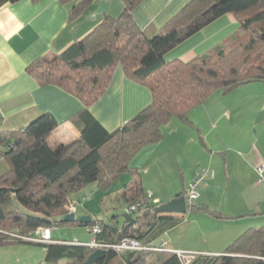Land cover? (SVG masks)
<instances>
[{
    "label": "trees",
    "instance_id": "trees-1",
    "mask_svg": "<svg viewBox=\"0 0 264 264\" xmlns=\"http://www.w3.org/2000/svg\"><path fill=\"white\" fill-rule=\"evenodd\" d=\"M18 1L0 0V8ZM59 1L69 5L70 16L76 18L94 0ZM121 1L119 16H104L83 39L60 54L36 59L26 68L27 75L40 85L57 87L80 101L83 109L77 119L81 130L76 140L52 148L48 137L58 123L50 114H42L21 131L0 135L8 165L0 179V247L38 245L45 249V264H83L95 249L21 239L41 228L58 229L69 224L86 229L98 225L96 241L101 245L130 238L143 246L157 247L151 245L153 232L159 220L170 214L138 215L160 203L147 204L134 213L136 222L130 226L96 219L85 224L64 223L61 219L67 214L70 196L90 184L107 191L121 175L132 174L133 158L163 139L165 124L172 118L190 123L189 112L215 92L226 94L246 84L264 82V55L258 58L264 51V0H191L151 36L132 16L143 0ZM225 15L234 16L240 23L233 39L203 57L186 62L165 60L167 53ZM118 67L127 80L149 91L151 101L132 119L108 132L88 108L104 94ZM133 176L132 182L116 193L123 212L129 205L148 201L140 174ZM101 250L106 254L95 264H184L183 256L169 251ZM209 264H264V226L245 230Z\"/></svg>",
    "mask_w": 264,
    "mask_h": 264
},
{
    "label": "crops",
    "instance_id": "crops-1",
    "mask_svg": "<svg viewBox=\"0 0 264 264\" xmlns=\"http://www.w3.org/2000/svg\"><path fill=\"white\" fill-rule=\"evenodd\" d=\"M190 1L143 0L133 10L132 16L136 25L151 36ZM100 3L107 4L105 14L98 13ZM69 8V5L59 0H20L0 8V135L19 132L40 115L50 114L58 123V127L48 137L52 148L79 138L81 125L77 117L83 109L80 101L57 87L40 85L27 75L26 68L36 59L60 54L72 43L83 39L102 22L104 16L116 17L115 15L120 14L123 4L121 0H94L76 18L70 16ZM239 27L240 23L234 16L225 15L175 47L166 54L165 60L186 62L203 57L209 51L219 49L225 40L233 39ZM150 101L149 91L127 80L118 67L104 94L88 110L106 131L113 132L136 116ZM201 110L204 112L206 109ZM210 110L211 112L207 109L209 115L216 110L211 103ZM188 119L190 123L178 120V125L173 127L175 131L170 127V122L165 124L162 127L163 139L143 148L130 164L134 171L132 174H140L144 190H148L155 203H166L174 197L186 195L188 190L157 189L150 179L158 178L161 182V173L164 171H173V168L181 171L180 161L189 159L188 153L197 141L196 135L203 148H207L203 139H207L211 133H183L187 125L195 127V118ZM211 123L215 125L214 122ZM217 135L222 138V133ZM218 143L219 149L210 146L206 152L207 157L198 166L200 170L205 168L214 172L213 178L202 185L197 199L199 202L195 203L194 208L188 209L185 215L170 214L160 219L152 235L151 245L155 246L154 241L158 237H165L157 247H162L163 251L182 253L184 264H209L213 258L223 255L226 248L245 230L264 226V191L260 195L253 194L252 191L254 185L259 186L255 167L263 160L254 157L247 145H243L245 156L241 158L233 143ZM3 151L4 148L0 145V179L8 171ZM200 170L196 168L190 183ZM222 170L230 183L221 184ZM132 174L126 172L115 182L120 187L129 185L134 179ZM111 186L105 192H110ZM262 190L264 188L259 189ZM211 212H215L217 216ZM132 217L135 218L134 215ZM104 221L123 224V221L116 220L113 216ZM259 225L260 227H256ZM57 231L58 229L51 233L53 239L68 241L58 239ZM174 232L176 236L172 237ZM74 240L78 241L76 238ZM23 246L31 245H13L8 250L17 249L15 252H19L18 248ZM24 252L28 251L21 253ZM28 264H32L31 261Z\"/></svg>",
    "mask_w": 264,
    "mask_h": 264
},
{
    "label": "rangeland",
    "instance_id": "rangeland-1",
    "mask_svg": "<svg viewBox=\"0 0 264 264\" xmlns=\"http://www.w3.org/2000/svg\"><path fill=\"white\" fill-rule=\"evenodd\" d=\"M115 16L117 17L119 14ZM263 55L264 51L258 58H261ZM206 103H208L207 106H204ZM206 103L189 113L190 115H188V117H191L192 120L195 118V127L193 128L187 125V128L183 133H211L207 139H203L207 148H203L204 146L196 135L195 138L197 141L192 145L188 153L190 154L188 157L189 159H180L181 171L174 168L173 171H164L161 173L163 181L159 182L158 178L152 177L150 179L151 184L157 189L168 188L169 191H172L178 188L180 191L185 188L187 191L191 184L190 179L192 175L195 174L196 168L197 170H200V167L198 166L201 160H204L208 155L206 153L208 152L207 149H209L210 146L219 149L218 142L221 144L233 143L241 158H244L245 156L243 145H247V149H251L254 157H259L263 160L255 167L257 169L259 167L263 168V172L258 174L256 181L259 183V186L254 185L252 190L253 194H262L264 190L259 191V189L264 188V184L260 181L261 178H264V82L260 84L258 82L246 84L237 87L226 94L217 91L206 101ZM210 103L216 110L209 115L207 109L211 112ZM201 109L206 110L203 112ZM178 120L179 119L176 118L170 120L169 125L172 129L174 126L178 125ZM211 122H214L215 125ZM217 133H222V138H219ZM185 157L187 156L185 155ZM216 157L221 160L219 155H216ZM221 172L223 179L221 180V184L223 182L225 184L230 183L227 181L224 170ZM207 181L208 180H206L205 183ZM121 187L118 182H115L112 184L110 192H105L101 190L97 184H90L73 193L69 198L70 201H68V204L70 202L80 203L73 213L75 217H82L84 216L82 214H87V216L98 221L110 219L112 216L118 217L123 214V212H121L122 208L120 207L122 202L120 199H116V193L119 192ZM201 189L202 186L199 187L198 192H200ZM198 202L199 200H196L194 201V204ZM116 219L122 221L120 217ZM256 227H260V225ZM57 236H59L57 237L58 239L64 238L70 242L76 238L78 241L85 242L86 244H89L92 237L90 233L87 232L86 227L77 224H69L58 228ZM175 236V232L172 233V237ZM161 240H165V237L160 236L155 239L154 245L159 246ZM8 247L9 246L0 247V264H28L29 261H31L32 264H45V249L42 246H23V248H18L19 252H15L17 249L8 250L10 249ZM6 251H13V253L15 252L14 254L17 253V255L7 253ZM22 251L28 252L21 253Z\"/></svg>",
    "mask_w": 264,
    "mask_h": 264
},
{
    "label": "built area",
    "instance_id": "built-area-1",
    "mask_svg": "<svg viewBox=\"0 0 264 264\" xmlns=\"http://www.w3.org/2000/svg\"><path fill=\"white\" fill-rule=\"evenodd\" d=\"M258 174H261L263 172V168L259 167L257 169ZM214 176V172L212 170H207V169H202L200 171H198V173L196 174L194 180L192 181L187 193H186V200H187V204L188 206H191L194 204V201H196L199 197V192L198 189L199 187H201L206 180H209L211 178H213ZM260 181L264 184V178H261ZM147 203L146 204H132L129 205L125 208L126 213L133 215L134 213L138 212L139 210H141V208L147 206V204H156L150 193H147ZM79 205L78 202L76 203H69L66 206V210H67V214L70 213H74V211L76 210L77 206ZM57 227L56 226H51L48 228H41L35 231L34 235H29L28 237H22L21 239L24 242H29V243H38V244H66V245H76V246H87L90 249H104V248H111L115 251L118 252H145V251H154V252H161L163 251L162 247H146L143 246L139 241L134 240V239H130V238H125L122 239L120 242L113 244V245H101L98 244V242L96 241V235L100 233V228L98 225L93 226L92 228H87V232L90 233L91 237V241L89 242V244H82L76 240L73 241H56L53 240L51 237V233L56 231ZM175 254H177L178 256H182V253L179 252H175Z\"/></svg>",
    "mask_w": 264,
    "mask_h": 264
},
{
    "label": "water",
    "instance_id": "water-1",
    "mask_svg": "<svg viewBox=\"0 0 264 264\" xmlns=\"http://www.w3.org/2000/svg\"><path fill=\"white\" fill-rule=\"evenodd\" d=\"M107 4L106 3H100L98 13L99 14H105L106 13ZM187 200L185 198V195H179L177 197H174L170 201L160 204L153 209H146L139 213V217H146L150 214H178V215H185L187 212ZM123 222H127L128 226L133 225L136 222V219L132 217L131 214H128L126 212H123L119 216ZM64 223H89L91 221L90 217L88 216H82V217H75L73 213L66 214L61 219ZM106 252L101 249L95 250L93 253H91L86 261L83 264H95L98 260L102 259Z\"/></svg>",
    "mask_w": 264,
    "mask_h": 264
}]
</instances>
